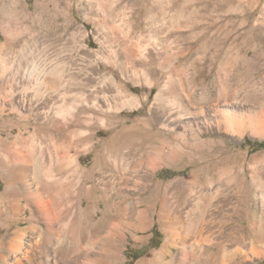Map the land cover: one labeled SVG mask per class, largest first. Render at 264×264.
Segmentation results:
<instances>
[{
    "label": "rangeland",
    "instance_id": "374dc122",
    "mask_svg": "<svg viewBox=\"0 0 264 264\" xmlns=\"http://www.w3.org/2000/svg\"><path fill=\"white\" fill-rule=\"evenodd\" d=\"M0 45V87H30L25 79L19 83L20 72L35 64L49 80L59 72L64 89L97 96L99 107L79 105L76 111L70 97L33 106L35 101L23 103L18 93L14 101L0 96V160L11 168L25 163L30 181L49 167L48 158L54 170L61 158H70L80 171L64 175L72 188L53 191L55 206L72 221L63 230L56 227L47 245L58 258L65 255L62 264H105L101 254L110 236L99 226L106 192L117 207L141 204L147 211V222L132 231L109 210L126 233L117 264H142L162 248L168 257L180 256L179 242L165 246L163 196L167 220L180 231L188 221L197 226L200 216L192 205L215 190L222 193L208 204L205 220L219 216L221 208L228 222L209 223L212 245L206 249L228 253L229 264H264V133L244 127L257 122L264 129V0H0ZM82 106L81 115L92 116L88 123L75 125L61 116ZM215 111H228L240 133L204 124L214 120ZM154 151L161 156L150 166ZM11 176L0 167V255L6 258L0 264H12L5 246L18 232L27 245L38 239L32 228L44 226L35 203L26 209L25 200L5 196ZM140 186H146L142 193ZM91 187L97 197L89 194ZM20 191L15 184L13 193ZM253 226L262 253L257 257L248 241L236 252L232 231ZM84 230L94 231L93 250H87ZM72 245L77 254L69 251ZM38 257L37 249L32 264Z\"/></svg>",
    "mask_w": 264,
    "mask_h": 264
},
{
    "label": "bare ground",
    "instance_id": "6f19581e",
    "mask_svg": "<svg viewBox=\"0 0 264 264\" xmlns=\"http://www.w3.org/2000/svg\"><path fill=\"white\" fill-rule=\"evenodd\" d=\"M20 73H21L22 77L21 78H20V76L18 77V78H20L19 83L22 81L24 82V79H25V82L30 83V87L22 85L21 90L15 91L14 89H12L13 87H11V88L7 87L6 88L5 86H2V87H0V96L3 100L14 101L15 96L19 94L18 97H20V99L22 100L23 103L26 102L30 105L31 101H35L34 104H32V105L36 106L41 101H43V102L54 101V104L57 102L63 103V102H65L67 97H70V98H73L72 102H74V103L76 102L75 103L76 107L74 108L75 111L79 109L77 107L79 105H84L85 107L91 105L94 108L99 107L98 102L96 100V97H97L96 95H94L92 98V96L90 94V96L92 98V99H90L88 97V95L83 93V92L74 93L69 89H64L63 85H62V79L59 76V72H55V74H54L55 77L49 80L46 78L45 70H39L35 64H32V66L30 68H25L23 73L22 72H20ZM31 86L33 88H31ZM31 90L34 92L31 95H29L28 93ZM161 98H162V93L159 92L155 97V101L160 102ZM84 106H82L81 110L75 114L72 113V111L70 109L66 114H62L61 116L62 117H65V116L68 117L69 116L70 120L75 125H83L88 120H90V117H92L90 114H85V115L82 114L81 115V112L86 110V108ZM180 108H183V107H180ZM203 114H205V113H203ZM47 115H48V113L46 114V116ZM56 115H59V114H56ZM181 115L182 116L183 115H189V113L186 112V113L182 114V113L178 112V116H181ZM189 117H190V115H189ZM236 119L237 118H235V120ZM239 119H241V118H239ZM53 120H55V118H53ZM233 120H234V118H232V116L229 114L228 111H224L223 114H220V113L218 114L215 111L214 120H212V121L210 120V122L203 121V123L204 124L208 123L207 125H209V123L214 124V125H216V127H220V128L224 127L227 130L229 129V131L231 133L232 132L240 133V131H238V127L240 124L237 125V128H236L235 127L236 125H234V124H236L237 121L235 123V121H233ZM240 123H242V122H240ZM244 124H245L244 127L246 126L245 128L254 135H260V134L264 133V129H262V124L259 125V123H257V122H256V124L252 123V122H250L249 124L248 123L247 124L244 123ZM81 134L83 135L82 132H81ZM80 141H84V138H82ZM160 151L161 150H159V152ZM152 154L153 155L149 157L150 158L149 160L151 161L150 166L152 165V162L156 161L161 156L160 153H155V151L152 152ZM48 159L46 162H47V164H50L49 167L47 165L48 168H46V170H42L43 171L42 175L39 177L36 176V178L34 180H31V181L29 178L30 171H29L28 166L25 163L16 164V165H14L13 168H11L12 166H10L8 162H4V161L0 160V167L3 169V171H8V172L12 173L11 182L6 184L5 196L8 198H13L16 196V199L19 202H23L25 200L26 202L23 205L26 209L30 206L29 205L30 202L31 203L33 202V204L35 203L38 211L41 214L42 219L44 220V223H43L44 226H40L39 228L33 227L31 230V231H34L35 229H38V231H39L38 239H36L33 243H29L27 245H24V240H25L26 236L22 231L18 232L14 238H12L10 241H8L6 243L5 250L7 252H9L10 256L12 257V264H32L33 260L31 258V255L34 252H36L37 249H38V253H39L37 264H60L61 259H63V256L65 257V255L60 254V257L58 258L56 255L55 247H53V248L51 247V249H49L47 246L48 243H50L52 240H55L54 229L56 227H57V229L63 230L66 227H68L69 225H72L71 224L72 221H70V218L68 217L67 213L65 211H60V209L55 206V204L52 200V197L55 196V194H53L54 193L53 191H54L55 187H57V186H60L61 188H63L64 191L68 188H72L71 187L72 179H68V177L72 178V177L76 176L80 171H78L76 164H74V161L70 158H68V159L61 158V166H59V168L57 167V169L55 168V170H54L55 163H54L53 159H49V160ZM44 160H46V158H44ZM69 162H71L70 170L67 168V167H69L68 166ZM66 164H67V166H66ZM52 166H54V167H52ZM35 170L36 169H33V172H35ZM54 171H57V172L59 171L61 174L60 175L61 177L57 178L53 174ZM65 174L68 177L67 176L64 177ZM34 175H35V173H34ZM91 176H92V174L87 172L86 177H91ZM240 183H239L240 184V190L244 191V189L246 188V184L244 181H242ZM15 184H18L20 186V189H21L20 193H18V194L13 193V191L15 189ZM38 187H40L41 189L44 190L46 198H44L40 194ZM142 187L140 188V191H139L140 193H142L143 189L145 188V187L144 188H142ZM108 189H111V188L109 187ZM33 190H35L36 193L32 192ZM86 192H88V191H86ZM238 192L240 193V191H238ZM91 193L94 196L97 195V191L94 190L93 187H91L89 189V194H91ZM221 193H222L221 190H215V191L209 192V195L204 194V195L200 196L198 201L195 204L193 203V205H192L193 211L195 212V214H199V216H200V220L198 219L199 222H198L197 226L195 227L191 222L188 221L184 227H182L180 225L181 228L183 229V230L181 229L180 231L177 230V228L175 227V225L172 222L167 220V214H166V211H167L166 205L167 204H166V196L164 195L163 198L161 199V208L162 209H161L160 215H161L162 219L166 221L165 223L167 224L166 225V227H167L166 233H167L168 237H167L165 246H167V247L169 245L175 246V244L177 242H179L181 245L180 256L179 257H177V256L168 257V253H167L166 249L162 248L157 254L152 255V257L148 261H146L142 264H229L230 257L228 256V253L225 252L223 255L220 256L218 251L215 252V251H210V250L206 249V246L212 245V244H209L212 241L211 235L213 234L212 226L209 225V223H215L217 225L221 224L220 225V227H221L222 225H224L225 223L228 222V217L224 216L223 213H221V211H222L221 208H219V210H220L219 216H215L214 218L211 217L212 219H210V222H208V223L205 220V214L207 213L208 204H210V202L214 198L216 199L218 196H220ZM240 194H238V195H240ZM111 197H112V195H110L109 192L108 193L106 192V194L104 195V198H105L104 202L106 204V210L103 212L102 222L100 223V226H99L102 229L104 228V230L107 229L106 232L110 236V239L108 241V242H110V247H109V249L103 251V254H101L102 260H104L105 264H117V261L120 259V253H121L120 243L126 237L125 232L119 231V229H120L118 227L119 225L117 224V221L116 222L113 221L115 219L112 218L113 216L112 217L110 216L109 210L111 208L114 209L122 219L126 220L127 228L131 229L132 231H139L140 226L147 222V211L141 210V207H142L141 204H138V205L132 207V206H130V204L125 203V205H120L117 207L115 205V203L113 202V200L111 199ZM222 197H223V195H222ZM235 197H237V196H235ZM18 207H19V205H18ZM79 212L82 213V210L79 209ZM118 219H120V218H118ZM119 221L121 222L122 220H119ZM253 221H255V220H253ZM178 222L181 223L180 221H178ZM134 225H136V226H134ZM115 226H117V227H115ZM192 226H194L195 228L193 229ZM191 227H192V230L190 229ZM217 228L220 231V228L219 227H217ZM84 231H86V230H84ZM232 231L235 234H237V238H236L235 242L237 244L238 249H236V252H239L241 249H243L242 247L245 248V246L247 245V243L245 241H248L250 244L249 247L252 250L253 256L257 257V256H260L262 254L259 250H257V247L259 245L258 246H256V245L259 244V241H258L259 239L255 240L256 239V236H255L256 227L255 226H253L251 229H249V231H245L242 229L239 230V229H237V227L232 228ZM92 232H94V231H89V232L86 231V233L84 234L88 238L87 239L85 237L87 239L86 240L87 241L86 242L87 250H93V244L94 243L90 238L92 235ZM221 232H219V233H221ZM221 238L222 237H220L219 239H221ZM71 242L74 244L75 240H71ZM1 247H3V245L0 243V249H1ZM178 247H180V246L178 245ZM170 249H171V247H170ZM226 250H227V248H226ZM69 251L71 253L77 254V249L74 245H72L70 247ZM233 253H234V251H233ZM240 253H242V252H240ZM76 257L77 258H81V257L86 258L87 256H76ZM72 258L74 260H79V259L75 258L74 256ZM0 259L3 262H6L5 256H3L2 254L0 255Z\"/></svg>",
    "mask_w": 264,
    "mask_h": 264
}]
</instances>
